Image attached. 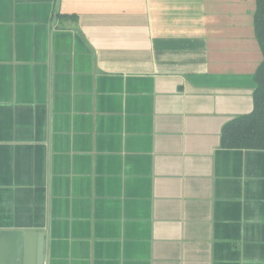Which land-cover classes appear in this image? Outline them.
<instances>
[{
    "label": "crops",
    "instance_id": "crops-1",
    "mask_svg": "<svg viewBox=\"0 0 264 264\" xmlns=\"http://www.w3.org/2000/svg\"><path fill=\"white\" fill-rule=\"evenodd\" d=\"M255 0H0V264H264ZM35 242V240H34Z\"/></svg>",
    "mask_w": 264,
    "mask_h": 264
},
{
    "label": "trees",
    "instance_id": "trees-1",
    "mask_svg": "<svg viewBox=\"0 0 264 264\" xmlns=\"http://www.w3.org/2000/svg\"><path fill=\"white\" fill-rule=\"evenodd\" d=\"M253 26L262 53L254 72L253 109L223 126L221 137L227 146L264 148V0H255Z\"/></svg>",
    "mask_w": 264,
    "mask_h": 264
},
{
    "label": "water",
    "instance_id": "water-1",
    "mask_svg": "<svg viewBox=\"0 0 264 264\" xmlns=\"http://www.w3.org/2000/svg\"><path fill=\"white\" fill-rule=\"evenodd\" d=\"M14 234L16 245L9 264H44L42 234L20 231Z\"/></svg>",
    "mask_w": 264,
    "mask_h": 264
}]
</instances>
